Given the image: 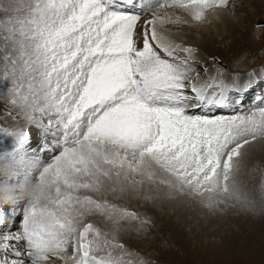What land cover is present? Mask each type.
Wrapping results in <instances>:
<instances>
[{
	"label": "snow or ice",
	"instance_id": "snow-or-ice-1",
	"mask_svg": "<svg viewBox=\"0 0 264 264\" xmlns=\"http://www.w3.org/2000/svg\"><path fill=\"white\" fill-rule=\"evenodd\" d=\"M134 0H0V67L11 79V103L30 125L55 137L50 163L28 156V133L0 127L12 140L0 160L19 162L5 174L27 181L22 235L0 231V249L24 241L31 264H124L123 245L92 223L99 214L119 225L134 213L88 193L138 190L147 181L175 192L203 196L208 207L229 194L228 181L245 146L264 138V109L249 116L210 119L189 109L225 106L223 85L209 95L197 86L186 60L191 54L157 31L176 24L159 10L179 9L194 21L227 8L228 0H141V12L156 9L137 32ZM124 9V10H119ZM163 53V55H161ZM254 81L234 82L243 96ZM191 93V94H189ZM45 120L47 123L45 124ZM54 129V131H53ZM14 185L0 184L3 198L18 206ZM0 227L13 217L0 213ZM146 223V221H141ZM16 257L22 253L16 251ZM13 264H28L16 259ZM143 264V261L140 262Z\"/></svg>",
	"mask_w": 264,
	"mask_h": 264
},
{
	"label": "rangeland",
	"instance_id": "rangeland-1",
	"mask_svg": "<svg viewBox=\"0 0 264 264\" xmlns=\"http://www.w3.org/2000/svg\"><path fill=\"white\" fill-rule=\"evenodd\" d=\"M153 12H156V9H152L151 14L140 17L138 26L142 31L145 22L153 18ZM165 12L172 15L173 19L179 16L180 22L176 24L166 23L163 26L157 24L156 28L159 33L179 32L177 28H180V24L185 18L186 20H193L179 9H162L157 14L164 16ZM220 13H223L222 17L226 15V24L229 25L228 28L233 27L234 32L222 31L219 28V35L215 32L211 33L210 37L213 40L210 44L206 43L204 48H199L198 57L202 58L204 54L207 57L211 52L209 55L221 57L222 54L226 60L234 61L238 58L234 66H240L244 63L254 64L255 60L264 59V0H228L227 8L209 11L207 16ZM145 19L146 21L143 22ZM260 21H262V26L257 27L256 23ZM163 36L173 37L174 34ZM176 42L190 45L185 38L178 39ZM230 54L231 56H229ZM233 57L234 59H232ZM2 73L3 67H0V74ZM10 87L11 79L5 81L3 75H0V111L7 112L12 120H18L20 109L11 103L13 95L9 91ZM5 102H8L11 109L8 107L1 108ZM219 119L231 118L223 116ZM0 127H3L1 122ZM5 128L12 130V126L9 125ZM8 139L7 137H0V142L6 143ZM10 144L12 143L2 146L1 149L11 148ZM242 152V157L238 158L240 177L237 176V178L240 180L234 179L228 182L229 194L215 196L216 200L222 201L221 203H215L208 207L207 193L200 196L187 192L184 194L177 192V196L184 195L194 204H190V212L187 214L188 216L183 218L184 220L181 219V215H176L175 212L174 215L172 209L169 210V213L168 210L166 211L168 207L154 202V200L159 199L158 197L154 198L153 194L143 195L141 202L136 195L133 197L138 202L130 199L125 201L124 198H120L122 199L120 200L115 197L108 200L107 196L102 197L104 193L100 195L108 201L114 202L116 199L115 203L120 202L137 210H144L154 217L151 218L152 225L146 220L139 219L140 216L137 217L139 219L138 224L144 232L134 236V243L129 244L137 253V257L143 259V264H264V138L257 139L256 142L245 146ZM6 181L9 183L11 179L9 180L7 177ZM0 196L4 205L10 201V199L3 198L2 192H0ZM24 196L26 197V195ZM97 197H99L98 194ZM23 205H21V223H23ZM6 211L7 213L11 212L13 208L7 207ZM93 217L91 215L86 217L85 222L92 223L94 227L100 229L101 233H107V238L118 233L119 225L108 222L109 220L106 218L101 219L99 214H97L98 218ZM209 218L212 224L208 223ZM237 218L240 219L237 220ZM219 220H222V226ZM141 221H146V223H141ZM123 223L127 224L126 221ZM12 234L22 235V228ZM23 243L25 242L21 241L20 246H26ZM17 251L19 250L17 249ZM125 258L128 257L125 256ZM18 259H24V257ZM133 264H140V261Z\"/></svg>",
	"mask_w": 264,
	"mask_h": 264
},
{
	"label": "bare ground",
	"instance_id": "bare-ground-1",
	"mask_svg": "<svg viewBox=\"0 0 264 264\" xmlns=\"http://www.w3.org/2000/svg\"><path fill=\"white\" fill-rule=\"evenodd\" d=\"M222 15H223V13H220V14H211L210 16H206V19L205 20H203V21H200V22H197V21H194V20H190V19H188V17H187V19L188 20H186V18L183 20V22H182V24H180V28H177L178 30L177 31H179V32H176V33H172V32H170V31H167L168 32V34H174V36L175 37H180V38H185V39H187L189 42H191L192 44H196V45H198V46H201V47H205V44L207 43V44H210L211 43V41L213 40V39H211V37H210V35H212L211 33H213V32H215V34H218L219 33V28L223 31H228V30H230V32H234V28L233 27H229L228 28V24H226V20H225V18H226V15L224 16V17H222ZM189 16V15H188ZM182 19V18H181ZM192 19V18H191ZM233 28V29H232ZM180 29V30H179ZM166 31V30H165ZM174 31V30H173ZM166 33V32H165ZM226 33V32H225ZM219 35V34H218ZM221 35V34H220ZM217 37V36H216ZM220 37V36H219ZM200 66L202 67L203 65L202 64H200ZM217 67H219V66H217ZM219 68H221V67H219ZM257 69H259V67L257 66V67H255V68H252L249 72L250 73H255L256 71H257ZM36 131L37 133L35 134H32V135H30V137H31V139L32 140H36V141H39L40 143H43V144H45L44 143V137H47L45 134H44V132L41 130V129H39V128H37V127H35L34 125H32L31 126V129L28 131V133L29 132H31V131ZM39 134L40 135H43L41 138H39ZM259 144V143H258ZM11 146H12V144H10ZM37 147H40V145H31L30 147H29V149L31 150H33V149H37ZM251 147V146H250ZM7 148V147H6ZM11 148H7L6 150H4V151H7V150H10ZM255 149V148H254ZM258 152V151H257ZM54 153H52V152H46V153H44V156L46 155V156H51V155H53ZM9 180H10V178H9ZM10 184H13L14 185V187H13V189H11L10 190V193L9 194H11V193H13V192H15V190H17L18 188L17 187H15V185L17 184V183H15V182H13V181H10L9 182ZM16 188V189H15ZM188 193V192H187ZM186 193V194H187ZM150 195V194H153V196H154V198H157L158 197V199L159 200H157V201H155L154 200V202H156V203H158L159 205H162V206H166V211L168 210V212H169V210L170 209H172L173 210V214H174V212L176 213V215H181V219H183V218H185V216H188L187 214L190 212V210H189V208H190V204H192L191 202H190V200L189 199H187L184 195L183 196H177V192H175V191H173V190H171V189H168V188H166V187H164V186H162V185H151V184H149L147 181L145 182V184L142 186V187H140L138 190H133V189H131V188H129L128 190H126L125 192H123V193H121L120 191H117L116 193H112V192H110V191H108V192H105L104 193V197H106V198H108V200H110L111 198H116V199H120V198H124L123 200H125V201H129V199L130 200H136L137 201V199H139L140 200V202L142 201L141 200V198L143 197V195ZM180 194V193H179ZM101 195V194H100ZM119 196V197H116V196ZM134 195H136L137 196V199H135L133 196ZM139 196V197H138ZM115 199V200H116ZM122 199H120V200H122ZM115 200H114V202H115ZM112 202V201H111ZM133 202V201H132ZM135 202V201H134ZM138 202V201H137ZM144 203V202H143ZM158 204H156V205H158ZM6 205H8V206H11L12 205V201L10 200V201H8L6 204H5V206ZM192 205H194V204H192ZM196 205V204H195ZM4 206V205H3ZM3 206L0 208V210L2 211V213H3ZM155 207H157V206H155ZM196 208V207H195ZM163 209V208H162ZM192 210V209H191ZM194 211H195V209H193ZM197 210V209H196ZM152 211V210H151ZM165 211V210H164ZM197 212V211H196ZM170 213V212H169ZM191 214H192V212H191ZM190 214V215H191ZM175 215V214H174ZM172 216V215H171ZM172 218V217H171ZM222 219V218H221ZM240 218H237V220H239ZM242 219V218H241ZM184 220V219H183ZM225 220H227V219H225ZM243 220V219H242ZM220 221V223H221V226H222V220H219ZM224 221V220H223ZM248 221V220H247ZM246 221V222H247ZM213 222V221H212ZM225 222V221H224ZM223 222V223H224ZM14 223V225L13 226H15V221L13 222ZM208 223L209 224H212L211 223V220H210V218H209V221H208ZM213 224H214V222H213ZM12 226V227H13ZM12 227H10V228H7V227H3L2 228V230L1 231H3V232H7V230L9 231H12L11 230V228ZM13 243H15L14 245H16L17 243L15 242V241H13ZM23 244H25V243H23ZM13 245V246H14ZM18 245V247L15 249V250H9V255H11V257H13V258H15L16 256L14 255V253L17 251V249L19 250V252H20V249L21 248H23V249H26V246H20V243L19 244H17ZM13 246H10V247H13ZM21 247V248H20ZM20 248V249H19ZM22 254H23V252H22ZM22 257V256H21ZM17 259H18V257H16ZM20 258V257H19ZM9 263H12L11 261H9ZM55 264H62V261H59V260H57L56 262H55Z\"/></svg>",
	"mask_w": 264,
	"mask_h": 264
}]
</instances>
